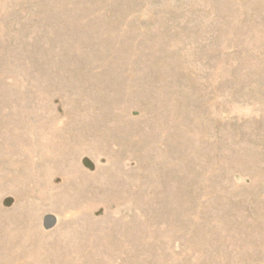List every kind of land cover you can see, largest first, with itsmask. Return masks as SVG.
<instances>
[{"label":"rangeland","instance_id":"obj_1","mask_svg":"<svg viewBox=\"0 0 264 264\" xmlns=\"http://www.w3.org/2000/svg\"><path fill=\"white\" fill-rule=\"evenodd\" d=\"M0 264H264V0H0Z\"/></svg>","mask_w":264,"mask_h":264}]
</instances>
